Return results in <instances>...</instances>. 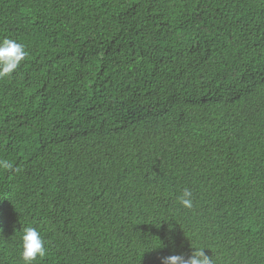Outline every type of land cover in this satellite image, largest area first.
Instances as JSON below:
<instances>
[{"label":"trees","instance_id":"16d2710c","mask_svg":"<svg viewBox=\"0 0 264 264\" xmlns=\"http://www.w3.org/2000/svg\"><path fill=\"white\" fill-rule=\"evenodd\" d=\"M5 37L0 264L26 226L33 264H264V0H0Z\"/></svg>","mask_w":264,"mask_h":264},{"label":"clouds","instance_id":"9594fccd","mask_svg":"<svg viewBox=\"0 0 264 264\" xmlns=\"http://www.w3.org/2000/svg\"><path fill=\"white\" fill-rule=\"evenodd\" d=\"M26 56L27 52L23 44L7 37L0 39V78L10 76ZM0 170H14L13 163L7 159H0ZM192 196V191L185 188L177 197L179 205L185 209L193 208ZM20 241V258L24 264H33L38 258H43L47 254L45 241L36 227H24ZM162 247L166 245L160 241L159 246L151 250ZM193 249L194 251L187 258L182 254L162 257L161 264H215L212 257L205 253L206 248L193 247Z\"/></svg>","mask_w":264,"mask_h":264}]
</instances>
